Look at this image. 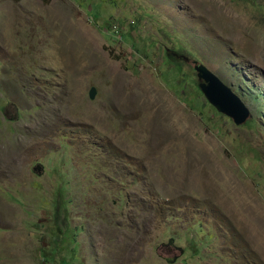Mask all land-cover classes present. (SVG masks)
I'll list each match as a JSON object with an SVG mask.
<instances>
[{
	"label": "rangeland",
	"instance_id": "374dc122",
	"mask_svg": "<svg viewBox=\"0 0 264 264\" xmlns=\"http://www.w3.org/2000/svg\"><path fill=\"white\" fill-rule=\"evenodd\" d=\"M0 264H264V0H0Z\"/></svg>",
	"mask_w": 264,
	"mask_h": 264
},
{
	"label": "water",
	"instance_id": "95a60500",
	"mask_svg": "<svg viewBox=\"0 0 264 264\" xmlns=\"http://www.w3.org/2000/svg\"><path fill=\"white\" fill-rule=\"evenodd\" d=\"M194 69L198 78L203 81L199 84V88L208 102L217 111L231 118L234 124H242L248 116V111L240 99L203 65H196ZM95 93V88H91L88 93L89 98L93 99ZM167 261L173 262L174 258Z\"/></svg>",
	"mask_w": 264,
	"mask_h": 264
}]
</instances>
